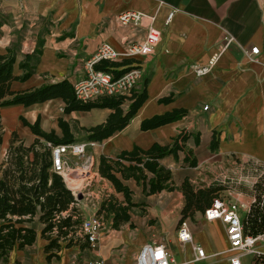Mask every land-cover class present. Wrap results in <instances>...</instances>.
<instances>
[{
  "label": "crops",
  "instance_id": "1",
  "mask_svg": "<svg viewBox=\"0 0 264 264\" xmlns=\"http://www.w3.org/2000/svg\"><path fill=\"white\" fill-rule=\"evenodd\" d=\"M17 1L22 15L29 19L46 17L50 27L42 38L43 52L34 75L25 82H14L16 90L66 78L73 83L85 75L86 60L101 43L108 42L123 51L130 41L143 42L150 27L161 31L160 42L148 56L117 60L140 63L144 71L135 90L146 88L148 98L123 130L87 149L96 171L101 154L111 155L134 145L147 148L154 142L165 143L183 130L191 134L186 146L198 163L194 167L184 164L183 152L179 159H164L173 169L175 188L152 195V203L145 210L134 208L132 221L120 229L112 228L108 222L109 227L101 231L95 246L81 237L73 246L63 248L58 256L48 258L45 252L48 241L39 237L33 246L13 250L8 264H90L97 259L105 264H134L146 243L166 246L177 264H232L230 258L235 254L240 255L241 264H256L254 254L231 250L224 224L206 219L203 212L186 219L193 240L179 239L184 206L179 186L186 178L196 186H208L219 177H229L235 165L242 169L264 166V0ZM128 12H142L146 16L138 23L125 24L121 16ZM171 13H174L172 21L167 24ZM17 37L18 34L1 25L0 49L14 47ZM37 44L28 38L21 41L18 62ZM255 46L260 53L252 61L249 52ZM218 52L217 64L209 73L199 76L196 68L207 64ZM15 72L22 74L18 65ZM164 97H171V101L160 102ZM63 107L61 99L30 107L14 105L2 109V119L3 110L9 109L31 122L40 116L45 130L59 131L58 119L62 116L89 128L103 123L112 112L92 109L64 115ZM176 108L187 109L188 115L154 129H141L142 120ZM66 158L78 162V156L69 154ZM95 174L99 175L98 171ZM99 177L105 182L107 193L114 194L111 183ZM225 192L240 204L243 218L253 200L239 191ZM95 195L99 204L101 198ZM96 211V207L84 210V218L95 216ZM261 242L264 240L256 243L257 248L264 252ZM197 246L204 248L205 259L195 260Z\"/></svg>",
  "mask_w": 264,
  "mask_h": 264
},
{
  "label": "trees",
  "instance_id": "2",
  "mask_svg": "<svg viewBox=\"0 0 264 264\" xmlns=\"http://www.w3.org/2000/svg\"><path fill=\"white\" fill-rule=\"evenodd\" d=\"M42 47L43 41L40 40L35 49L24 54L19 62L16 47H8L5 51L0 49V143L3 141L2 109L6 107H30L61 99L64 115L74 111L111 109L103 123L83 128L89 141L102 142L123 130L148 98L144 88L133 90L127 96H102L94 101L82 102L76 97L75 82L68 78L29 89H14V82H25L34 75ZM16 65L22 74H16ZM135 65L133 60L104 59L95 64V69L119 77ZM169 101L171 97L160 98V102ZM187 115V109L176 108L142 120L141 129H154ZM20 120L33 133L35 140L27 144L14 131L6 157L0 165V261L3 264H8L13 250L33 246L39 237L48 241L45 245L48 258L58 256L63 248L73 246L81 237L85 238L80 234L84 215L76 207L77 200L63 176L54 170L53 148L78 142L71 123L60 117L57 131L45 130L40 116L34 122L25 116H21ZM190 137L191 134L183 130L165 143L154 142L147 148L134 145L131 149L118 150L111 155L101 154L97 160V171L111 183L115 193L103 195L96 216L102 222L111 223L112 228L120 229L132 221L134 208L145 210L152 203V195L173 190V169L163 160L168 157L179 159L183 152L186 154L183 163L196 166L197 159L186 146ZM196 141L199 142V137ZM226 188L218 181L199 187L189 178L184 179L179 186L184 195L182 221L193 219L197 212L204 213ZM255 189L257 199L242 218L244 234L252 237L264 234V183L257 182Z\"/></svg>",
  "mask_w": 264,
  "mask_h": 264
},
{
  "label": "built area",
  "instance_id": "3",
  "mask_svg": "<svg viewBox=\"0 0 264 264\" xmlns=\"http://www.w3.org/2000/svg\"><path fill=\"white\" fill-rule=\"evenodd\" d=\"M174 13L168 16L167 24L172 21ZM146 14L142 12H128L121 16L123 23L129 21L139 22ZM153 18V17H152ZM161 40V31L155 27H150L146 38L143 42H128L123 51L115 48L108 42L101 43L96 49L95 53L86 60L84 65L85 75L75 81V94L77 99L82 102H90L102 96L111 95H130L137 87L141 76L143 74V67L138 61H135V66L128 71L114 77L111 73L96 70L95 64L100 60H113L117 61L121 58H138L140 56H148L151 54L156 45ZM260 53V48L255 46L249 52V57L255 61L256 56ZM220 53L214 54L207 64L198 66L196 72L199 76L209 73L212 68L217 64ZM207 109L208 106L206 105ZM94 144V143H93ZM87 144L83 142H75L68 145H59L53 148L54 170L61 174L65 180L72 172V167L68 164L66 156L71 154L74 156L83 155L86 152ZM83 189V188H82ZM82 189L72 191L76 200L78 194L83 193L89 199V192H84ZM94 207H98V203H93ZM241 206L238 202L226 196H219L214 199L211 207L206 209L204 216L208 220H220L225 228L230 242V248L233 251H243L255 255L256 264H264V252L256 247L259 240H264V234L257 237L246 236L244 234ZM104 222L96 215L91 218H84L80 234L85 236L92 246H95L98 236L103 230ZM179 239L183 242L193 240L192 231L186 220L180 223L178 228ZM197 256L195 260L205 259L206 252L201 246L196 248ZM232 264H241L239 254L233 255L231 258ZM90 264H105L104 260L97 259ZM134 264H177L171 252L164 245L146 243L144 244L135 259Z\"/></svg>",
  "mask_w": 264,
  "mask_h": 264
},
{
  "label": "rangeland",
  "instance_id": "4",
  "mask_svg": "<svg viewBox=\"0 0 264 264\" xmlns=\"http://www.w3.org/2000/svg\"><path fill=\"white\" fill-rule=\"evenodd\" d=\"M20 9L21 6H19L17 0H1L0 2V26L5 25L7 28L12 30V32H15L16 35L18 34L16 41H14V47L18 49L19 54L21 41L28 38L37 43L46 36L50 27V21L48 18L40 16L35 19H29L25 15H22L23 13ZM30 115L31 114L28 113V116ZM21 116L24 115L15 114L9 109L3 110V141L0 143V165L6 157L14 131H16L19 137L27 144H30L35 140L33 133L27 127L22 125L20 120ZM48 121L51 123V119H48ZM70 123L72 124L73 130L78 138V142L86 143L87 149H91L95 142L87 139V133L83 130V127L80 126L77 120L72 119L70 120ZM47 126L49 127L50 125ZM87 149L83 155L78 156V162L76 163L66 158V160H68V164L72 167V172L69 173L66 181L67 186L72 191H77L83 188L82 190L84 192L90 193L89 199L87 196H84L83 193H80L83 195V198L77 199V203L79 205H76V207L81 210L82 213H84V210L94 207L93 203L97 201L95 193L98 194L100 198L103 197L102 194L107 193L105 182L100 179V175L95 174L97 171L94 168V160L88 155ZM216 181L226 185L228 188L225 190L242 192L255 202L258 194L255 189V184L259 181L264 183V167L261 168V166L255 165L242 169L239 168L238 165H235L234 170L230 172L229 177H219ZM225 190H223L220 195L231 198L230 196H227ZM92 193L94 194L92 195ZM262 197L264 199V195ZM108 227V223L104 222L103 230ZM261 243L264 244V242ZM257 245L258 244H256V247ZM0 264H3V262L0 261Z\"/></svg>",
  "mask_w": 264,
  "mask_h": 264
},
{
  "label": "water",
  "instance_id": "5",
  "mask_svg": "<svg viewBox=\"0 0 264 264\" xmlns=\"http://www.w3.org/2000/svg\"><path fill=\"white\" fill-rule=\"evenodd\" d=\"M83 195L82 194H78V199H82Z\"/></svg>",
  "mask_w": 264,
  "mask_h": 264
}]
</instances>
